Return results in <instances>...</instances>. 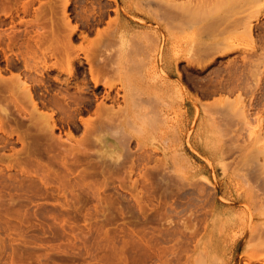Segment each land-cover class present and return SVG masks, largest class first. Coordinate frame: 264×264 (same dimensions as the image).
<instances>
[{
	"label": "rangeland",
	"instance_id": "1",
	"mask_svg": "<svg viewBox=\"0 0 264 264\" xmlns=\"http://www.w3.org/2000/svg\"><path fill=\"white\" fill-rule=\"evenodd\" d=\"M24 1L26 0H22V2ZM46 1L42 0V2ZM52 1L54 0H50V3L48 1L44 7L53 4L57 5L56 10H58L62 8L58 4L60 5L62 2L60 6H63V2L66 0H55L54 3ZM118 1L122 8L130 10L131 16H133L131 18L146 24L144 26L147 28L143 25L134 26L133 24L126 35L130 47L131 43L137 44V47L135 45L134 47L137 50L139 47L140 55H142V58L140 56L136 60L139 52L134 53L135 48L133 50L132 46L133 55L131 54L130 57H134L136 64L142 59L137 65L143 66L146 62L147 69L141 67L142 69L137 72L136 68L139 67L128 56L129 44V49L125 53L126 58L129 59L126 60L125 56L123 58L119 56L120 44L118 41V45L113 48V52L114 50L118 52L114 54L113 63L120 61H118L119 64L115 62V68L118 70L119 67L121 74L116 69L110 74L111 78L113 76V81L116 78L115 85L117 87L113 93L116 96V101L113 98H111L113 101L111 99L103 100V107L110 106L111 110L115 107L118 112V109L126 108L129 103L132 105H130V113H122L119 110L121 114L117 113V120L120 117V123L115 119L117 117L115 108L114 112L111 111L113 115H116L114 120L113 118L111 120V113L107 117L105 115L109 114L104 115V112L105 117H102L101 114L98 116L96 104L102 101L104 92L98 90L101 93L98 99H95L92 94L94 91L90 86V89L87 90L89 93L86 92L89 96L92 94L91 97H93L96 107L93 105L82 116L84 115L83 118L93 125V135L92 132L89 134L90 131L87 133L83 126L80 129H74L65 125L63 129L55 131V138L59 137L60 142L67 141V145L71 143L76 147L82 145L84 151L81 150V153L79 150L83 148L82 146L78 147V153L81 155H77L75 149L76 154L73 151L71 154L70 151L72 156H69V152L65 151L67 154H60V157L57 158L60 151L64 152V149L60 150L66 145L65 142H62L64 145L62 148H58L59 152L54 149L58 154H54L52 151L55 157L52 153L53 157L45 152L44 155H39L44 156L43 159L38 156L40 161L27 160L28 163L24 164L26 160L22 159L24 165L21 166L18 165L17 158V163L15 162V157L18 155L19 157L24 154L26 156L27 148L21 145V142L14 141L5 148L0 146V264H264V181L261 179V177L264 178L262 166L264 156L259 154L260 160L253 157L255 152L256 157L258 155L257 147L264 144V130L261 129L260 124H258L259 127L257 125L258 118L260 116L264 118V114L260 115V111L264 108V91H262L264 90V77L260 80L262 89L258 93L262 102L260 100L256 106L253 104L256 95L252 96L253 92L251 91L255 89L257 77L253 76L254 71L250 70H257L261 73V77L264 74V27L262 25L264 24V15H261L263 20L261 19L259 22L261 26L255 22L254 36L248 34L243 26L235 22L238 19H243L244 15L250 16L252 14L250 12L259 8L263 0L256 2L257 4L250 3V0H246L247 3L243 0H220L221 2L218 4L219 0ZM42 2L36 0L33 5L35 10L32 8L30 12H35L41 21L35 19L38 17H35L34 13L27 15L20 11L15 15L19 33H26L27 21L34 22L33 20H35V23L43 21L42 10L46 11V9L43 6L39 7L43 4ZM116 2L117 0H70L68 12L73 18V24L79 25L82 24L81 17H83L82 11H84L81 9H86L85 16V14L93 13L94 8L97 11L98 3L108 5L100 24L95 25L93 33L91 32L87 40L82 42L81 38L77 39L74 43L76 47L83 43L82 47L87 45L86 48H89L88 44L93 45L94 39H97L101 33L103 38H108L110 32L111 36L114 35L116 20L117 18L119 20L120 16L115 10ZM83 4L87 7H83ZM248 4L250 8L247 7ZM13 5L15 4L13 3ZM37 8L40 9L41 16L39 11L36 13ZM57 13L60 15H55V17H63V11H57ZM124 16L125 14L122 12L121 18ZM219 17L221 18L219 19ZM187 21L188 23H186ZM215 21H219L220 24L217 22L215 26ZM7 22H9L7 25L0 28L10 29V19H7ZM171 22H174L172 23L174 25ZM232 23L238 28L231 25L233 28L229 26L227 29V26ZM225 24L227 25L225 26ZM34 25L28 29L45 30L41 28L39 30ZM108 28L111 31H108ZM38 31L34 33L35 36ZM255 31L258 33L256 34ZM145 32L151 33V36H155V38L156 36L163 37L164 40L162 39V43L160 41L158 46L160 48V45L161 47L164 45V52L167 56H171L179 50L183 53L182 56H187L186 59L182 57L177 61L179 66L176 70L166 72L164 66L162 67L163 63L159 62L158 55L152 50L154 38L152 39L150 34L147 37ZM143 34L146 35L144 38H142ZM258 34H260V38L263 37L262 40ZM92 39L94 43H92ZM231 40L233 41L232 46L228 45ZM150 41L152 42L150 43ZM141 43L148 51L143 49ZM14 50L15 53L20 52L18 48ZM21 50L26 51L25 44ZM143 53L145 56L146 54L150 56V59ZM244 55L247 60L245 57L243 58ZM188 57L192 58L190 62ZM147 58L149 62L143 61ZM253 59L254 63L251 66L252 62L249 60ZM142 62L143 64H141ZM130 63L135 64L136 67L131 68ZM0 65L4 69L2 75L5 78H11L14 74L21 72L9 70L4 60L0 61ZM247 65H249V69ZM126 67L127 70H125ZM129 67L132 70H128ZM245 67L249 71H246ZM88 71L87 78L90 80ZM241 72L243 75L245 73V78ZM164 74H167L168 78L166 76L164 78ZM236 74L240 75V77L238 76V79L241 80L240 84L236 79ZM251 74L252 78L255 77L254 79L249 78ZM139 75L142 77L139 78ZM144 75L150 80H146ZM117 76L120 81L117 80ZM122 80L126 84L128 81L131 82H128L127 90L121 91L120 82ZM232 80L233 82H231ZM236 81L238 82L236 83ZM242 82L245 83L244 86ZM130 84L134 89L130 87ZM241 84L242 89L235 92L234 89L238 90ZM174 86L177 92H174ZM118 88L119 93H117ZM142 88L145 90L142 91ZM226 88L232 90L228 89V91ZM167 89L168 92L170 90L168 95ZM125 91L128 92V95ZM135 94L136 103L140 102L138 105L136 104L137 108L135 103H132ZM137 94L143 96L144 101L141 96L139 97L141 100H139ZM148 95L151 97L149 98ZM195 97L200 100L196 98V102ZM148 99L150 103L147 102ZM26 100L23 101V106H27L29 103ZM143 102L144 105L146 102L147 107H144ZM238 102L240 104H237ZM200 105L201 109H199ZM28 106L24 107L28 108ZM197 107L198 112H196ZM30 108L32 110V105L29 106ZM258 109L259 112H257ZM105 110L103 109V111ZM146 110L151 111L149 117ZM44 111L52 112L51 110ZM10 112L15 115L11 114L5 118ZM237 112L239 115L241 112L244 120ZM19 113L9 98L0 99V119L1 116L5 119V129L10 130L13 127H18L17 121L21 119H25L29 123V115L24 113H20V115ZM125 113L130 117H127ZM141 113L146 116H142ZM245 113L247 118H245ZM23 116L26 118H21ZM96 116L100 118H96ZM109 117L110 119H108ZM155 117H157L156 123L153 120ZM129 118L132 119V121L130 119V123L135 120V125H133L134 123L127 124ZM248 119L251 121L250 124ZM261 124L264 125V121ZM107 125H110L109 128ZM113 125L119 127L120 134L117 133L118 127H111ZM263 125L262 127H264ZM254 128L256 131L251 132L250 130ZM258 128L262 131H258ZM85 133L88 134H86L87 137L91 135L92 138L89 137L91 142ZM124 133L132 134L131 138ZM255 133H257L256 136ZM259 133L261 136L263 134L262 139ZM4 137H6L5 134L0 130V142L5 139ZM85 137L88 140V145L87 140H84ZM122 137H125L126 140ZM254 137L259 139L258 142H256V138L254 140ZM82 141H84L83 144H80ZM251 141H255L256 144ZM89 145L91 146L89 147ZM11 147L13 148L11 149ZM23 148H26V152L21 150ZM19 149L24 153H18ZM129 149L134 154H131ZM85 151L87 153L84 154ZM65 156L67 164L66 160L62 159ZM133 157L134 162L132 161ZM53 158L55 159L54 163L52 162ZM80 158L82 160L79 161ZM128 158H130L129 161ZM58 160L63 161L59 162ZM18 161L20 162V160ZM22 167L27 170L24 171ZM35 167L38 174L34 171ZM217 185L222 186V191H217ZM30 197L31 199H29ZM223 198L226 200L224 201ZM215 203H217L216 208ZM218 209L219 211H217ZM212 220H215V223H212ZM258 242L260 244H257Z\"/></svg>",
	"mask_w": 264,
	"mask_h": 264
},
{
	"label": "bare ground",
	"instance_id": "2",
	"mask_svg": "<svg viewBox=\"0 0 264 264\" xmlns=\"http://www.w3.org/2000/svg\"><path fill=\"white\" fill-rule=\"evenodd\" d=\"M35 1L36 0H26V1H24V2H22V0H0V27H2V26H5V25H7L9 22H7V19H10V24H11V26H9L10 27V29L8 28V29H3V28H0V61H2V60H4V61H6V66H7V68L9 69V70H19V71H21V72H19L18 74H14V76H12L11 78H9V77H4V75H2V71L4 70L3 68H2V66L0 65V99H2V98H9L10 99V101H12L13 103H14V105H15V107H16V109L20 112V113H24V114H26L27 116L29 115V117H28V119H29V123L27 122V120L25 121V119L23 120V119H21L20 121H17V126L19 127V129H18V127H13V128H11L10 130H7V129H5V127H4V125H5V119L1 116V124H0V130H2V132L5 134V136L6 137H4L3 139V141L2 142H0V146H1V148H5V146H8V145H11V143H14V141H18V143H22L21 145H23V146H25L26 148H27V152H26V148L24 149H21V150H24L25 152H26V156H25V154L22 156V157H19V155L17 156V157H15V162H16V158L18 159V160H20V162L17 160V162H18V165L20 164L21 166H23L24 164H26V163H28L27 162V160H38V161H40L39 160V158H38V156L39 155H44L45 154V152H47L46 154L48 155V153L51 155V157H53L54 156V154H58L57 152H59V149L60 148H62V146L64 145V144H66L67 143V141L65 142V141H63L62 140V142H65L64 144H62V142H60L59 141V137L58 138H55V131H56V129H63V126H65V125H67L68 127H70V128H74V129H77V128H79L80 129V127L81 126H83V127H85V130H86V132L88 133L89 131V134H91V132H92V135H93V131H92V127H93V125H91V123H89L88 122V120H85L84 118H83V116H82V114H84L85 112H87V111H89V109L91 108V107H93V105L95 104V101H94V99H93V97L95 98V99H98V96H100V93L102 92H104L103 94H102V101H100V103H97L96 105H97V111H98V116H100V114L102 115V117L105 115V114H109V115H105L106 117L107 116H110V113H111V111H113V109L115 108H113L112 110H111V108L109 109V107H103L104 105V103H103V100H106V99H111V98H113L114 100H115V97L116 96H114L113 95V93H114V91H115V87H117L116 85H115V83H116V78L114 79V81L112 80V78H113V76H112V78H111V76H110V74H112L111 72H115V70L114 69H116V71H118V73H120V70H119V67H118V70H117V68H115V62L116 61H114V63H113V59H114V54H116V53H118L116 50H114V52H113V48H115L117 45H118V41H119V44H120V49H119V56H121L122 58L125 56V53H126V50L127 49H131V51H130V49H129V53H128V56H129V58H131L130 56H131V54L133 55V50H134V43H131L132 44V48H133V50H132V48L130 47V42L128 43V40H127V31H129V29H130V27L131 26H133V24H134V26L135 25H137V24H139V25H145L146 26V24H143V23H141V22H137V20H134L133 18H131V17H133V16H131V12H130V10L129 9H126L125 7H121V3L117 0V2H116V8H115V10L117 11V13L120 15L119 16V20H118V18H117V20H116V29H115V31H113V36H111L110 34H111V32H110V34H108V38H103V34L101 33L100 35H98L99 37L97 38V39H94L95 40V43L93 42L94 40L92 39V43H94L93 45L92 44H88V46H89V48H86V46L85 47H82V45H83V43L77 48L76 46H75V44L74 43H76L75 41H77V39L79 40V38H81L80 40H82V42L84 41V40H87L88 39V37H89V35L91 34V32L93 31V28L95 27V25L96 24H100V22H101V20H102V18H103V16H104V11L107 9V7H108V5H103L102 3H98V6L96 7V6H94V7H96L97 8V11H95V8L92 10L93 11V13H89V14H85V16H84V11L86 10V9H81V7H80V5H79V8L81 9V10H84V11H82L83 12V14L80 12V14H82L83 15V17H81L82 18V24L81 25H79V24H73V18L70 16V14H69V12H68V9H69V3H70V0H64L65 2H63V6H60V5H62V2H60V5L58 4V6L59 7H62V8H59L58 10H56V6L57 5H53V4H48L49 5V7L47 6L46 8L44 7V5H47L46 3L49 1V3H50V0H47L46 2H42V0H40L43 4H41L39 7H41V6H43L44 7V9H46V11H44V10H42L43 12H42V14L40 13L41 11H40V9L39 8H37L36 10V13L39 11V15L41 16H43L42 17V22H37V23H35V20H33L34 22H31V21H27L26 22V24H27V27H26V29H25V31H26V33L25 34H21V32L19 33V31H18V29H17V23H16V19H15V15L16 14H19L20 13V11H23L25 14H29L31 11H32V8H33V5H34V3H35ZM55 1V0H54ZM54 1H52V3H54ZM58 1V0H57ZM56 1V2H57ZM83 1V0H82ZM215 1V0H214ZM223 1V0H222ZM231 1V0H230ZM229 1V2H230ZM244 2L246 1V0H243ZM247 1H249V0H247ZM247 1L245 2V3H247ZM260 1H262V0H250V3L251 2H255V4H257L256 2H260ZM55 2V3H56ZM221 1L219 0V2H217V4L218 3H220ZM224 2H226V1H224ZM223 2V3H224ZM10 3V4H9ZM11 3H12V5H11ZM13 3L15 4V5H13ZM87 4V3H86ZM241 4V3H240ZM97 5V4H96ZM221 6H222V4H220ZM239 5V4H238ZM246 5V4H245ZM249 5V4H248ZM76 6V5H75ZM83 7L85 6L84 4L82 5ZM260 7L259 8H257L256 10H254V11H251L250 13H252V14H250V16H245L244 15V17H243V19H238V20H236L235 22L238 24V25H241V26H243L244 27V29H245V31L246 32H248V34H250V35H253V31H254V29H255V22H258V25L260 24L259 22H260V20L262 19L263 20V18H261V15H264L263 14V12H264V0H263V3L261 4V5H259ZM2 7V8H1ZM42 7V8H43ZM85 7H87V6H85ZM90 7V6H89ZM88 7V8H89ZM219 7V6H218ZM247 7H249L250 8V5L249 6H247ZM71 8V7H70ZM78 8V9H79ZM88 8H87V10H88ZM238 8V7H237ZM34 9V8H33ZM63 9V10H62ZM76 9H77V7H76ZM91 9H92V5H91ZM246 9V8H245ZM35 10V9H34ZM112 10V9H111ZM262 10H263V12H262ZM57 11L59 12V11H63V14H62V16L63 17H58V20H57V17H55V15H60V13L58 14L57 13ZM89 11V10H88ZM230 11V10H229ZM245 11V10H244ZM244 11H242V13L244 12ZM124 13L125 14V16H124V18H121V13ZM240 12V11H239ZM255 12V13H254ZM32 13H34L35 14V12H32ZM32 13H30V14H32ZM244 14V13H243ZM71 15H72V13H71ZM78 15H79V13H78ZM248 15V14H247ZM35 17H38V18H40L39 16H37L36 14H35ZM239 17V16H238ZM38 18H35L36 20H40L41 21V18L40 19H38ZM78 18V17H77ZM221 17H219V19H220ZM239 18H242V17H239ZM60 19V20H59ZM186 19V18H185ZM184 19V20H185ZM140 20V19H139ZM217 20H218V18H217ZM225 20V19H224ZM227 20V19H226ZM235 20V19H234ZM182 21V20H181ZM181 21H179V23L180 24H182L181 23ZM237 21H239V22H237ZM23 22H25L24 20H23ZM217 22H219V21H217ZM217 22L215 21L214 23H215V26H216V24H217ZM221 22H223V20H221ZM225 22V21H224ZM264 22V21H263ZM115 23H114V25H115ZM172 23H174V22H171V24ZM176 23V22H175ZM184 23V22H183ZM186 23H188V21L186 22ZM34 24H36V25H34ZM212 24H213V22H212ZM219 24H220V22H219ZM218 24V25H219ZM32 25H34V27H37V29H39L40 30V28L41 29H45L44 31L42 30V31H38V30H29L28 29V27H33ZM172 25H174V24H172ZM183 25V24H182ZM181 25V26H182ZM227 24H225V26H226ZM231 25H233V23L232 24H229L228 26H227V29H229V26H231ZM263 25V27H264V24H262ZM48 26V27H47ZM143 26H141V27H143ZM144 26V27H145ZM213 26V25H212ZM220 26V25H219ZM234 26V25H233ZM233 26H231L232 28H233ZM237 25H235L234 26V28L236 27ZM240 26V27H241ZM260 26H261V24H260ZM259 26V27H260ZM84 27V28H83ZM230 27V28H231ZM46 28H48V29H46ZM145 28H147V27H145ZM237 28H238V26H237ZM242 28V27H241ZM35 29V28H34ZM221 29H222V27H221ZM226 29V30H227ZM30 31H31V33H30ZM33 31V32H32ZM36 31H38L37 32V38H36V36H35V34L34 33H36ZM108 31H111V30H109V28H108ZM220 31H222V30H220ZM258 31V30H257ZM100 32V31H99ZM127 32V33H126ZM256 32V31H255ZM262 32V31H261ZM34 35H33V34ZM93 33V32H92ZM220 33H222V32H220ZM258 32H256V34H257ZM263 33V32H262ZM261 33V34H262ZM145 34H147V37H148V35L150 34V36L152 35L151 33H146L145 32ZM255 34V35H256ZM22 35L24 36V38L22 39ZM144 35V34H143ZM259 35V38H260V34H258ZM264 35V34H263ZM111 36V37H110ZM146 35H144L142 38H144ZM254 36V35H253ZM257 36V35H256ZM106 37H107V35H106ZM152 37V36H151ZM252 37V36H251ZM154 38V40H153V43H154V45L152 46V50L153 51H155L156 52V54L158 55V59H159V62L161 61L162 63H163V65H162V67L164 66V70L166 71V72H173L174 70H176V68H177V66H179L178 65V63H177V61L178 60H180L182 57H183V59H186V57L185 56H182V52L181 51H176L173 55H171V56H167L166 55V53L164 52V45L161 47V45H160V48H159V42L163 39V37H161V36H156V38H155V36H153L152 37V39ZM33 39H34V45L32 44V41H33ZM147 39H149V38H147ZM261 40L263 39V37L262 38H260ZM97 40V41H96ZM164 40V39H163ZM233 40V39H232ZM231 40V42H229L228 43V45L230 44L231 46H232V44H233V41H234V44H236L235 43V40H233L232 41ZM264 40V39H263ZM140 41H141V39H140ZM147 41V40H146ZM220 41V40H219ZM91 42V41H90ZM142 42V41H141ZM149 42V41H148ZM147 42V43H148ZM152 41H150V43H151ZM225 42V41H224ZM259 42V41H258ZM262 42V41H261ZM160 43H162V41L160 42ZM218 44H219V42H217ZM216 43V44H217ZM24 44H25V46H26V51L24 52V51H22L21 50V48H23L24 47ZM128 44H129V48H128ZM140 44V43H139ZM221 44H222V42H221ZM137 45V44H136ZM135 45V46H136ZM143 45L144 44H142L141 43V46L143 47ZM220 45V44H219ZM224 45V44H223ZM140 46V45H139ZM140 46V47H141ZM218 46V45H217ZM137 47V46H136ZM142 47H141V50H142ZM148 47V46H147ZM220 48H221V46H219ZM264 47V46H263ZM16 48H18L19 50H20V52H16L15 53V50L14 49H16ZM223 48V47H222ZM228 48V47H227ZM233 48V47H232ZM143 49L145 50L146 49V47H143ZM224 49V48H223ZM229 49H231V47H229ZM140 50V48L138 47V50L135 48V50H134V53L137 51V52H139V54H138V56L135 58L136 60L137 59H139L138 57H140L141 56V58H142V55H140V53H141V51H139ZM145 51H148V50H145ZM145 51H143L144 53H146ZM131 52V53H130ZM185 52V51H184ZM143 53V54H144ZM130 54V55H129ZM2 55V56H1ZM135 55V54H134ZM116 56V55H115ZM144 56H145V54H144ZM143 56V57H144ZM146 56L149 58L150 56H148L147 54H146ZM145 56V57H146ZM153 56H154V54H153ZM264 56V55H263ZM185 57V58H184ZM245 57V59H246V55H244L243 56V58ZM116 58V57H115ZM125 58H126V56H125ZM128 57L126 58V60H128L129 59ZM140 58V59H141ZM148 58H147V60H143V61H147V62H149V60H148ZM189 58V62L191 61V59L192 58H190V57H188ZM187 58V59H188ZM248 58H249V55H248ZM117 59V58H116ZM118 59H119V57H118ZM150 59V58H149ZM156 59H157V56H156ZM260 59V58H259ZM134 60V57H132L131 58V61H133ZM154 60H155V58H154ZM153 60V61H154ZM194 60V59H193ZM192 60V61H193ZM247 60V59H246ZM119 61V60H118ZM117 61V62H118ZM141 61H142V59H141ZM140 61V62H141ZM183 61V60H182ZM187 61V60H186ZM250 62H252V64H251V66H253V63H254V59L253 60H249ZM116 62V63H117ZM120 62V61H119ZM119 62H118V64H119ZM128 62V61H127ZM130 62V61H129ZM140 62L139 61H137V64H140ZM259 62V61H258ZM257 62V63H258ZM260 62H262V61H260ZM133 63H135L136 64V61L134 60L133 61ZM133 63L131 64H129V66H131L132 65V67L131 68H135L136 67V65L134 64L133 65ZM146 62H144V65L143 66H141V65H137V67H139V68H136L137 69V72H139L142 68L141 67H146V64H145ZM244 63V62H243ZM141 64H143V62L141 63ZM160 64V63H159ZM233 64H234V62H233ZM87 65H88V67H87ZM244 65H245V63H244ZM243 65V66H244ZM259 65V64H258ZM258 65H256V66H258ZM262 65V64H261ZM125 66H126V62H125ZM135 66V67H134ZM155 66V65H154ZM249 65H247V67H248ZM255 66V67H256ZM127 67H128V65H127ZM127 67H126V69L125 70H127ZM157 67V66H156ZM242 67V66H241ZM247 67H245L246 69H247ZM130 67L128 68V70L129 69H131ZM239 68V67H238ZM261 68V67H260ZM146 69H147V67H146ZM160 69V68H159ZM180 69V68H179ZM178 69V70H179ZM229 69H230V67H229ZM248 69H249V67H248ZM246 70V71H249V70ZM259 69V68H258ZM87 70H89L88 71V73L90 74V80L87 78ZM132 70V69H131ZM139 70V71H138ZM149 70V69H148ZM153 70H154V68H153ZM250 70H252V71H254V74H253V76L255 75L256 77H257V79H256V85H255V89H254V91H251V92H253V93H251V95L253 96V95H256L254 98H255V100H253L254 102H253V104H255L256 106H257V104H259L260 103V94L258 95V93H260V91H261V89H262V87L260 86V80H261V78H263L264 76V74L262 75V77H261V73H259L257 70L255 71L254 69H250ZM136 72V71H135ZM148 72V71H147ZM238 72H240L239 70H238ZM129 73V72H128ZM143 73V72H142ZM156 73H157V70H156V72H155V75H156ZM162 73H164V72H162ZM250 73H252L251 71H250ZM4 74V73H3ZM121 74V73H120ZM132 74V73H131ZM160 74V73H159ZM241 74H242V72H241ZM247 74H248V72H247ZM113 75H114V73H113ZM231 75V74H230ZM234 75V74H233ZM237 75V74H236ZM244 75H245V73H244ZM243 74H242V76L245 78V76H244ZM116 76V75H115ZM121 76V75H120ZM140 76L141 75H139V78H140ZM142 76H143V74H142ZM141 76V77H142ZM163 76V75H162ZM165 76L167 77V74L165 75L164 74V78H165ZM182 76V75H181ZM238 76L240 77V75H237V78L236 79H238ZM80 77H83L82 79L80 78ZM144 77L146 78V76L144 75ZM151 77H153L152 75H151ZM109 78H111V79H109ZM117 78H118V76H117ZM139 78H137V79H139ZM144 78V79H145ZM157 78V77H156ZM168 78V77H167ZM225 78V77H224ZM228 78V77H227ZM249 78H252V74H251V77H250V75H249ZM255 77H253L252 79H254ZM80 79V80H79ZM171 79V78H170ZM180 79V78H179ZM234 79V78H233ZM243 79V78H242ZM246 79H248L247 77H246ZM118 81H120V78H118L117 79ZM146 80H150V78L148 79V77L146 78ZM160 80V79H159ZM113 81V82H112ZM117 81V82H118ZM128 81V80H127ZM129 81H130V79H129ZM128 81V82H129ZM162 81H163V79H162ZM172 81H173V79H172ZM177 81V80H176ZM226 81H227V79H226ZM239 81V82H238ZM238 81H236V83L238 82L239 84H240V82H241V80L240 79H238ZM242 81H244V79L242 80ZM263 81H264V79H263ZM128 82H127V84H128ZM231 82H233V80L231 81ZM250 82V81H249ZM129 83H131V82H129ZM150 83H151V81H150ZM154 83H156L155 81H154ZM168 84H169V82H167ZM221 83V82H220ZM236 83H235V85H236ZM262 83V82H261ZM118 84V86H119V83H117ZM126 84V82L124 81V80H122L121 82H120V85H121V87H120V89L122 88V90L121 91H123V89L124 90H127L128 89V85ZM173 84H174V81H173ZM181 84V86L183 85L182 83H180ZM242 84H243V86H244V82H242ZM242 84L241 85H239L240 86V88H238V90H236V89H234L235 90V92H237V91H239V89H242ZM131 85L132 84H130V87H131ZM143 85H144V83H143ZM171 85V84H170ZM218 85V84H217ZM262 85V84H261ZM90 86H92L91 88L93 89V91H94V93H92L93 94V97H91L92 96V94H91V96H89V95H87V90H89L90 89ZM140 86H141V84H140ZM140 86H138L139 88H140ZM158 86V85H157ZM238 86V85H237ZM252 86V85H251ZM183 87V86H182ZM249 87H250V85H249ZM131 88H133V87H131ZM136 88V87H135ZM139 88H138V92H139ZM144 88V87H143ZM143 88H142V91H144L143 90ZM165 88H166V86H165ZM184 88V87H183ZM232 88H233V86H232ZM251 88V89H252ZM264 88V87H263ZM134 89V88H133ZM132 89V90H133ZM156 89V88H155ZM168 89H170V88H168ZM168 89H167V95H168V93L170 92V90H169V92H168ZM174 92L176 91L177 92V90H176V88H175V86H174ZM225 89V88H224ZM227 89V88H226ZM230 91L232 90V89H230V88H228ZM227 89V90H228ZM98 90H100L101 92H98ZM171 90H172V88H171ZM220 90V89H219ZM228 90V91H229ZM87 91V92H86ZM136 91V90H135ZM148 91V90H147ZM162 91H163V89H162ZM165 91H166V89H165ZM173 91V90H172ZM183 91H184V89H183ZM262 91H264V90H262ZM125 92H127V91H125ZM137 92V91H136ZM140 92H141V90H140ZM89 93V92H88ZM117 93H119V88H118V92ZM152 93V92H151ZM150 93V94H151ZM178 93H180V91H178ZM213 93V92H212ZM264 93V92H263ZM262 93V94H263ZM125 94V93H124ZM140 94H144V93H140ZM147 93H146V91H145V95H146ZM148 94H149V91H148ZM162 94V93H161ZM177 94V93H176ZM122 95H123V93H122ZM127 95H128V92H127ZM138 95V94H137ZM240 95H241V93H240ZM141 96V95H140ZM139 95H138V98L140 97ZM124 97V96H123ZM142 97V99H143V101H144V98H143V96H141ZM148 97L150 98L151 96L150 95H148ZM262 97V96H261ZM122 98V97H121ZM136 94H135V97H134V101H133V99H132V103H135L134 105H138L140 102H138V103H136ZM146 98V97H145ZM196 98L197 99H199L198 97H195V99L194 100H196ZM251 98H253V97H251ZM29 101V103L32 105V110H31V108L29 109V106H31L29 103H28V101ZM113 99H111V101H113ZM125 99H126V96H125ZM185 99V98H184ZM24 100H26V102L29 104V106H28V104H27V106H28V108H25V107H27L26 105H24L23 106V101ZM139 100H141L140 98H139ZM147 100V99H146ZM153 100H154V98H153ZM200 100V99H199ZM252 100V99H251ZM116 101V100H115ZM158 101V100H157ZM164 101V100H163ZM105 102V101H104ZM119 102V101H118ZM147 102H149V99H148V101ZM152 102V101H151ZM196 102H197V100H196ZM251 102V101H250ZM261 102H262V100H261ZM106 103V102H105ZM114 103V102H113ZM150 103V102H149ZM26 104V103H25ZM116 104H117V102H116ZM120 104V103H119ZM158 104V103H157ZM237 104H240L239 102L237 103ZM96 105H94L95 107H96ZM109 105V104H108ZM122 105V104H121ZM124 105V104H123ZM131 105V104H130ZM129 105V103L127 104V107L126 108H124V109H121L120 107V109H118V112H117V110H116V108H115V114L117 115V113H120L119 112V110L123 113V112H128V113H130V107L132 106H130ZM137 105H136V108H137ZM141 105H142V102H141ZM143 105H144V102H143ZM244 105V104H243ZM251 105V104H250ZM106 106H107V104H106ZM116 106V105H115ZM147 107V105H146V102H145V105H144V107ZM196 106H197V103H196ZM242 106V105H241ZM123 107V106H122ZM140 107V106H139ZM138 107V108H139ZM141 107H143V106H141ZM199 107V106H198ZM198 107H197V111L196 112H198L199 110H198ZM245 107H246V105H245ZM259 107V106H258ZM109 110H108V109ZM134 108V107H133ZM150 108V107H149ZM148 108V109H149ZM155 108V107H154ZM153 108V109H154ZM240 108V107H239ZM29 109V110H28ZM103 109L105 110V109H107V110H105L106 111V113H105V111H103ZM153 109H151V111H153ZM199 109H201V105H200V107H199ZM260 110H261V108H259ZM258 109V111L257 112H259L260 110ZM44 110H51L52 112L51 113H47V112H45ZM133 110V109H132ZM240 110H241V108H240ZM245 110V109H244ZM140 111H142V110H140ZM145 111V110H144ZM143 111V112H144ZM148 111V114L146 113ZM151 111H149V110H146V112H145V114H147V116L149 117V113L151 112ZM238 111V110H237ZM103 112H104V115H103ZM114 112V111H113ZM245 112H247V111H245ZM261 112V114L260 115H263L264 114V108H262V110L260 111ZM19 113V114H20ZM137 113V112H136ZM238 113V112H237ZM236 113V114H237ZM11 114H13V115H15L13 112H10V114H7L6 116H5V118H7V117H9V116H11ZM113 115L112 113H111V120H112V118H113V120H114V116L116 117V115ZM121 114V113H120ZM144 114V115H145ZM156 114V113H155ZM193 114V113H192ZM198 113H196V115H197ZM259 114V113H258ZM21 115V114H20ZM125 115H126V113H125ZM138 115H139V113H138ZM141 115L142 116H144L142 113H141ZM140 115V116H141ZM238 115H239V113H238ZM247 114L245 113V116H246ZM98 116H96V118H100V117H98ZM104 116V117H105ZM127 117H130V116H128V115H126ZM126 116H125V118H126ZM141 116V117H142ZM146 116V115H145ZM194 116H195V113H194ZM198 116V115H197ZM200 116H201V113H200ZM239 116H242L241 118H243V115L241 114V112H240V115ZM138 117V116H137ZM159 117V116H158ZM196 117V116H195ZM248 116H246L245 118H247ZM258 117V116H257ZM21 118H26V117H21ZM117 118H118V115H117V117L115 118L116 120H117ZM144 118V117H143ZM156 118L157 117H155L153 120H154V122H155V120H156ZM200 118V117H199ZM108 119H110V117L108 118ZM119 119H120V117H119ZM119 119L117 120V121H119ZM122 119V118H121ZM130 119L131 118H129V120H128V122H127V124H132V123H134V121L133 122H131L130 123ZM139 119V118H138ZM147 119V118H146ZM151 119V120H152ZM196 119V118H195ZM194 119V121H196ZM259 120H258V123H257V125L258 124H260V126H261V129H263L264 130V127H262V125L263 124H261L263 121H264V118H263V116H260L259 118H258ZM150 120V121H151ZM152 120V121H153ZM242 120H244V118L242 119ZM131 121H132V119H131ZM141 121H142V119H141ZM152 121H151V124H152ZM157 121V120H156ZM163 121V120H162ZM193 121V122H194ZM200 121V120H199ZM202 121V120H201ZM200 121V122H201ZM248 121H249V119H248ZM102 122V121H101ZM105 122V121H104ZM119 123H120V121H119ZM146 123V122H145ZM156 123V122H155ZM251 123V121H249V124ZM114 124V123H113ZM195 124V123H194ZM202 124V123H201ZM96 125H100V124H96ZM102 125V124H101ZM133 125H135V123L133 124ZM193 125V124H192ZM191 125V126H192ZM102 126H104V125H102ZM106 126V125H105ZM108 126V125H107ZM110 126V125H109ZM109 126H108V128H109ZM154 126H156V125H154ZM179 126V125H178ZM185 126V125H184ZM264 126V125H263ZM112 128L114 127H118L117 125H113V126H111ZM186 127V126H185ZM201 127V126H200ZM254 127V126H253ZM252 127V128H253ZM258 127H259V125H258ZM24 128V129H23ZM97 128H98V126H97ZM100 128H101V126H100ZM66 129V128H65ZM103 129H105V128H103ZM111 129V128H110ZM118 129H119V127H118ZM180 129H181V127H180ZM192 129V128H191ZM261 129H259L258 128V131H260ZM98 130V129H97ZM125 130V129H124ZM199 130H200V128H199ZM77 131V130H76ZM99 131V130H98ZM106 131H107V129H106ZM115 131V132H114ZM113 132L114 133H116V130H114ZM121 131H122V129H121ZM188 131H189V129H188ZM196 131H197V129H196ZM196 131L194 132L195 133V135H196ZM251 132L252 131H256V129L254 128L253 130H250ZM257 131V132H258ZM262 131V130H261ZM111 132V131H110ZM110 132H109V134H110ZM122 132H124V131H122ZM185 132V131H184ZM190 132V131H189ZM57 133V132H56ZM69 133H71V132H69ZM87 133H85V136H86V134ZM117 133H119L120 134V129H119V131L117 130ZM254 133V132H253ZM263 133H264V131H263ZM84 134V133H83ZM108 134V133H107ZM125 135H126V133H124ZM186 134V133H185ZM190 134V133H189ZM188 134V135H189ZM260 134V133H259ZM72 135V134H71ZM88 135V134H87ZM123 135V134H122ZM122 135H120V136H122ZM198 135V134H197ZM253 135V134H252ZM257 135V133H255V136ZM4 136V135H3ZM127 137H130L131 138V136H132V134L131 135H129V133L126 135ZM190 136V135H189ZM199 136H201V135H199ZM251 136V135H250ZM254 136V135H253ZM260 136H261V134H260ZM262 136H263V134H262ZM261 136V139L263 138ZM69 137H70V135H69ZM69 137H68V140H70L69 139ZM87 137V136H86ZM86 137H85V139L84 140H87V139H89V137H90V139L92 138L91 137V135L90 136H88L87 137V139H86ZM96 138L98 137V136H95ZM94 137V138H95ZM259 137V136H258ZM99 138V137H98ZM119 138H121V137H119ZM122 138H124L125 139V137H122ZM193 138H194V135H193ZM255 138L256 137H254V140H255ZM1 139H2V137H1ZM58 139V140H57ZM89 139V141L91 142V140ZM189 139V138H188ZM72 140V139H71ZM93 140V139H92ZM98 140V139H97ZM126 140V139H125ZM128 140V139H127ZM258 138H256V142H258ZM120 141V140H119ZM128 141H130V139L128 140ZM263 141V140H262ZM83 142L84 141H82V142H80V144H83ZM190 142V141H189ZM251 142H254L255 144H256V142L255 141H251ZM78 143H79V141H78ZM263 143H264V141H263ZM71 144V143H70ZM69 144V145H70ZM89 144H91V143H89ZM139 144V143H138ZM144 144V143H143ZM69 145H64V147L62 148V149H60V150H63L64 152H62V151H60V152H62V153H60L59 152V154H58V156H57V158L58 157H60V154H62V155H65V151H67V153L69 152V156H72V155H70V151H71V154H72V151L74 152L75 151V149H76V151H77V155L79 154L78 152L80 151V153H81V150L82 151H84V148H83V146H82V148L83 149H81L80 147L81 146H75V145H73V144H71V146H69ZM86 145V144H85ZM87 145H88V140H87ZM252 145H253V143H252ZM264 144H262V146L261 147H257V150H259L257 153H258V155H257V157H256V152H255V156H253V157H255V158H258V157H260V155L259 154H261V156L263 155L264 156V146H263ZM91 145H89V147H90ZM195 146V145H194ZM197 146V145H196ZM260 146V145H259ZM80 148V150L78 151V149ZM193 147V146H192ZM13 147H11V149H12ZM59 148V149H58ZM54 149H55V151H57L56 153H55V151H54ZM91 149V148H90ZM17 150V149H16ZM195 150H196V148H195ZM198 150H199V148H198ZM12 151V150H11ZM15 151V150H14ZM24 151H20V149H19V152L18 153H21V152H23L24 153ZM52 151L54 152V154L52 153ZM75 151V152H76ZM90 151V150H89ZM129 151H130V149H129ZM74 152V153H75ZM131 152V151H130ZM13 153V152H12ZM12 153H11V157H12ZM15 153V152H14ZM53 154V156H52V154ZM66 153V154H67ZM73 153V154H74ZM85 153H87L86 151L84 152V154ZM133 152H131V154H132ZM263 153V154H262ZM76 154V153H75ZM93 154V153H92ZM131 154H130V156H131ZM134 154V153H133ZM200 154V153H199ZM10 155V154H9ZM14 155H16V154H14ZM79 155H81V154H79ZM90 155V154H89ZM132 156H134V155H132ZM262 156V157H263ZM40 158H42L43 159V157H41V156H39ZM46 157V156H45ZM55 157V156H54ZM80 157V156H79ZM83 158H84V156H82ZM129 157V156H128ZM73 158H74V155H73ZM76 158H78V157H76ZM75 158V159H76ZM88 158V157H87ZM22 159H25L26 160V162L24 163V161L22 162ZM62 159H65L66 160V156H65V158L64 157H62ZM69 159V158H68ZM72 159V158H71ZM86 159V158H85ZM259 159V158H258ZM54 158H53V163H54ZM70 160V159H69ZM80 160H82L81 158L79 159V161ZM130 160V158H128V161ZM253 160H255V159H253ZM260 160V159H259ZM51 161V160H50ZM59 161V160H58ZM60 161H63V160H60ZM59 161V162H60ZM76 161H77V159H76ZM132 161L134 162V157H133V159H132ZM16 162V163H17ZM30 162V161H29ZM52 162H51V164H52ZM85 162V161H84ZM87 162V161H86ZM89 162V161H88ZM126 162H127V160H126ZM132 162V163H133ZM24 163V164H23ZM56 163V162H55ZM64 163V162H63ZM76 163V162H75ZM56 164H59V163H56ZM65 164V163H64ZM66 164H67V160H66ZM69 164V163H68ZM84 164V163H83ZM263 164H264V161H263ZM262 164V166H263V173H264V165ZM74 165V164H73ZM72 165V166H73ZM78 165V164H77ZM42 166V165H41ZM41 166H40V168H41ZM51 166V165H50ZM60 166H62V165H60ZM261 166V165H260ZM25 167L27 168V165H25ZM56 167V166H55ZM21 168V167H20ZM23 168V167H22ZM45 168V167H44ZM63 168V167H62ZM70 168V167H69ZM24 169V171L25 170H27V169H25V168H23ZM22 169V170H23ZM33 169V168H32ZM31 169V170H32ZM46 170V169H45ZM261 170V169H260ZM23 171V172H24ZM33 171V170H32ZM34 171H36V173H37V169H36V167L34 168ZM40 171H42L41 169H40ZM39 171V172H40ZM52 171H53V168H52ZM55 172H56V170H55ZM26 173H28V171H26ZM31 173V172H30ZM29 173V174H30ZM60 173H62V171H60ZM65 173V172H64ZM86 173V172H85ZM262 173V172H261ZM260 173V174H261ZM262 173V174H263ZM38 174V173H37ZM53 174V173H52ZM66 174V173H65ZM69 175H70V173H68ZM82 174V173H81ZM84 174V173H83ZM261 174V175H262ZM59 175V174H58ZM39 176V175H38ZM50 176H51V174H50ZM60 177H62V175H60ZM44 179H45V177H43ZM43 179V180H44ZM55 179H56V177H55ZM261 179H263V181H264V178L263 177H261ZM59 180V179H58ZM73 180H75V179H73ZM32 181H33V179H32ZM48 181H49V179H48ZM50 181H52V180H50ZM53 182V181H52ZM51 182V183H52ZM56 182V181H55ZM54 182V183H55ZM34 183V182H33ZM53 183V184H54ZM58 183V182H57ZM262 184H263V182H261ZM57 185V184H56ZM222 187V186H221ZM221 187H220V185H217V191H220L221 190ZM68 189V188H67ZM222 191V190H221ZM65 192V191H64ZM219 193V192H218ZM221 196V195H220ZM29 199H31V197L29 198ZM224 199V201L226 200L225 198H223ZM227 202H229V201H227ZM231 202V201H230ZM237 203V202H236ZM223 204V203H222ZM214 207V206H213ZM217 207V203H215V208ZM234 207V206H233ZM217 211H219V209L217 210ZM213 213V212H212ZM214 214V213H213ZM218 215V214H217ZM216 215V216H217ZM187 217V216H186ZM214 217L212 216V219H213ZM189 221H190V218H189ZM213 221V220H212ZM191 223V222H190ZM212 223H215V220L212 222ZM245 238V237H244ZM247 239V238H246ZM257 244H260L259 242L257 243ZM258 246V245H257ZM261 247V246H260ZM239 254V253H238ZM241 254V253H240Z\"/></svg>",
	"mask_w": 264,
	"mask_h": 264
}]
</instances>
